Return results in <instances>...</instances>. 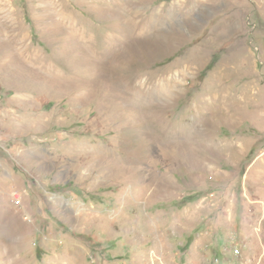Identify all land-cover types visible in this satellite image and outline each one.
Returning a JSON list of instances; mask_svg holds the SVG:
<instances>
[{"label": "rangeland", "instance_id": "rangeland-1", "mask_svg": "<svg viewBox=\"0 0 264 264\" xmlns=\"http://www.w3.org/2000/svg\"><path fill=\"white\" fill-rule=\"evenodd\" d=\"M232 237L264 264V0H0V264Z\"/></svg>", "mask_w": 264, "mask_h": 264}, {"label": "built area", "instance_id": "built-area-1", "mask_svg": "<svg viewBox=\"0 0 264 264\" xmlns=\"http://www.w3.org/2000/svg\"><path fill=\"white\" fill-rule=\"evenodd\" d=\"M14 196H16L18 199V194H14ZM225 251L226 253H228L230 255V258H226L225 257V253L223 252ZM246 264V261H244L243 259V254H242V250H241V246L239 245V243L235 240V238H229V241L226 244V249L222 250L221 252V257L217 258L214 262V264Z\"/></svg>", "mask_w": 264, "mask_h": 264}, {"label": "trees", "instance_id": "trees-1", "mask_svg": "<svg viewBox=\"0 0 264 264\" xmlns=\"http://www.w3.org/2000/svg\"><path fill=\"white\" fill-rule=\"evenodd\" d=\"M216 59H217L216 57H213V58L211 59L210 63L206 66L205 71H208V70H210V69L213 67L214 62H215ZM202 75H203V73H202ZM184 201H186V202H192V200L189 199V198L186 199V200H184Z\"/></svg>", "mask_w": 264, "mask_h": 264}, {"label": "bare ground", "instance_id": "bare-ground-1", "mask_svg": "<svg viewBox=\"0 0 264 264\" xmlns=\"http://www.w3.org/2000/svg\"><path fill=\"white\" fill-rule=\"evenodd\" d=\"M95 60H96V59H95ZM96 63H97V62H96ZM102 69H103V68H102ZM100 70H101V69H100ZM100 70H99V71H100ZM100 72H101V71H100ZM100 72H99V73H100ZM98 75H99V74H98ZM11 223H12V222H11Z\"/></svg>", "mask_w": 264, "mask_h": 264}]
</instances>
